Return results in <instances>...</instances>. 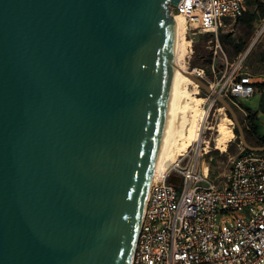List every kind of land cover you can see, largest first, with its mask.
<instances>
[{"label":"water","instance_id":"water-1","mask_svg":"<svg viewBox=\"0 0 264 264\" xmlns=\"http://www.w3.org/2000/svg\"><path fill=\"white\" fill-rule=\"evenodd\" d=\"M178 2L0 0V264H131Z\"/></svg>","mask_w":264,"mask_h":264},{"label":"built area","instance_id":"built-area-1","mask_svg":"<svg viewBox=\"0 0 264 264\" xmlns=\"http://www.w3.org/2000/svg\"><path fill=\"white\" fill-rule=\"evenodd\" d=\"M249 2L179 0L171 12L185 16L188 31L215 36L218 52L219 30L227 19L240 17ZM263 30L264 22L259 33ZM245 57L224 72L227 83L220 91L209 84L220 95L229 85L223 94L237 106L236 93L249 96L254 91L249 78L235 82L233 76ZM210 152L208 147L205 156ZM203 158L201 142L195 140L151 184L131 264H264V151L243 149L223 185L211 178L210 163ZM171 176L179 177V183H171Z\"/></svg>","mask_w":264,"mask_h":264},{"label":"rangeland","instance_id":"rangeland-1","mask_svg":"<svg viewBox=\"0 0 264 264\" xmlns=\"http://www.w3.org/2000/svg\"><path fill=\"white\" fill-rule=\"evenodd\" d=\"M256 1L258 0H251L249 5L254 8ZM259 1L264 3V0ZM177 12L178 11L174 10V13ZM260 22L261 21L258 20L251 30L246 28L245 25L238 23V21L226 27L222 33L232 34L236 47H231L230 44H222V50L218 49V52H216L214 45L215 36L199 31H187L186 36L191 40V46L185 48L181 58V61L187 66L189 71L193 72L195 68L199 69L202 71V79L208 84H214V87L220 91L223 85L227 83L225 78L222 80L224 72L230 67L232 62L246 56L242 64H238L234 69L233 76H236L235 82L240 81L242 78H249L248 84L254 86V91L249 96H245L243 93H236L235 100L239 106L232 104L239 116L240 122L244 123H248L247 118L249 112L246 109L251 108L258 100V102L261 103V97L262 95L264 96V87L260 88L255 86V84L264 83V30L259 33L261 29ZM256 33H259V36ZM227 88H229V85L225 90H227ZM225 90L222 92L221 96L228 100L229 98L223 94ZM231 92L232 91L228 92L229 97L232 96ZM199 93L206 99L203 108L208 112L206 128L202 132V137L204 144L209 141L211 152L205 157L210 163L211 178L214 179L217 184L223 185L227 179V174L233 160L239 156L241 151L246 147L242 143L240 135L236 133L231 141L228 142L225 151L216 147V124L224 115L222 113L229 115V112L219 100L215 99L204 89L200 88ZM214 99L216 101H213ZM259 103L257 105L258 110L252 109L250 112L251 117H255V121L252 124L253 126H258V134H260L259 127L260 130L262 129V131H264V121L259 124ZM232 126L233 129L236 126L234 121ZM248 142L252 145H257L254 139ZM210 157H212V159H210Z\"/></svg>","mask_w":264,"mask_h":264},{"label":"bare ground","instance_id":"bare-ground-1","mask_svg":"<svg viewBox=\"0 0 264 264\" xmlns=\"http://www.w3.org/2000/svg\"><path fill=\"white\" fill-rule=\"evenodd\" d=\"M172 15L176 30L174 57L170 71L164 125L151 184L165 176L179 156L195 140L201 142L203 160H206L205 152L209 147V141L204 144L202 137L208 115L203 108L206 99L199 93V84L188 74L187 66L181 61L183 51L191 46V40L186 36L188 31L186 18L179 11L173 12ZM192 73L199 75L202 71L195 68ZM222 114L224 115L216 124V147L225 151L228 142L235 136V131L232 126L233 119L225 113Z\"/></svg>","mask_w":264,"mask_h":264},{"label":"trees","instance_id":"trees-1","mask_svg":"<svg viewBox=\"0 0 264 264\" xmlns=\"http://www.w3.org/2000/svg\"><path fill=\"white\" fill-rule=\"evenodd\" d=\"M264 17V3L262 1H257V11L255 12H246L244 17L239 18L240 20H245L247 22V25L251 27L252 22H254L257 18ZM221 43H231V34H220L219 36ZM256 87L263 88L264 83L262 84H255ZM264 96L261 97V103L259 105V110L264 113ZM249 115H248V123L241 122L246 139L250 141L251 139H254L258 146L264 145V135L257 133V125L253 126V122L255 121V117H251L250 112L252 111V108H247ZM231 116V114L229 113ZM234 131L236 134L240 135L239 129L237 126L234 127Z\"/></svg>","mask_w":264,"mask_h":264},{"label":"crops","instance_id":"crops-1","mask_svg":"<svg viewBox=\"0 0 264 264\" xmlns=\"http://www.w3.org/2000/svg\"><path fill=\"white\" fill-rule=\"evenodd\" d=\"M250 1H251V0H250ZM249 4H250V2H249ZM249 4H248L246 10L244 11V13H243L240 17H238V18L235 19V20H233V19H227V20H226V26L223 27V28H221V29L219 30L218 39H219V42H220V43H221L220 38H219L220 34H224V33H222V32L226 29V27L231 26L233 23H235V22H237V21H238V23L245 25L246 28H248L249 30H251V29L254 27V24H255L258 20L261 21V22H260V27L262 26V23H263L264 17H261V18L259 17V18H257L254 22H252L251 27H249V26L247 25V22H245L244 19H243V20H240V19H239V18H241V17H244L245 13L248 12V11H249V12H255V11H257V1H256L255 5H254V8H252V6H250ZM258 31H259V29H258ZM207 34L212 35L211 33H207ZM227 34H230V33H227ZM256 34H257V33H256ZM221 44H224V43H221ZM226 44H230L231 47H236V43H235V40H234L232 34H231V43H226ZM226 44H224V45H226ZM258 101H259V100H258ZM258 101L256 102V104H254L253 106H251L252 109H256V110H258V108H257V105H258V103H259ZM259 104H260V103H259ZM258 117H260L259 124H261V122L264 121V113H263L262 111H260V110H259V113H258ZM259 132H260V134L264 135V131H262V129L260 130V127H259Z\"/></svg>","mask_w":264,"mask_h":264}]
</instances>
